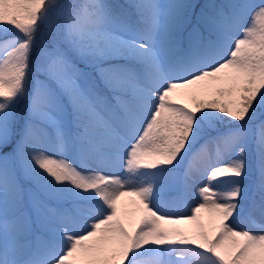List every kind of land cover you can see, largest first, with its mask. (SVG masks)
Segmentation results:
<instances>
[{
	"label": "snow or ice",
	"instance_id": "1",
	"mask_svg": "<svg viewBox=\"0 0 264 264\" xmlns=\"http://www.w3.org/2000/svg\"><path fill=\"white\" fill-rule=\"evenodd\" d=\"M261 117L264 0H0V264H264Z\"/></svg>",
	"mask_w": 264,
	"mask_h": 264
},
{
	"label": "rangeland",
	"instance_id": "2",
	"mask_svg": "<svg viewBox=\"0 0 264 264\" xmlns=\"http://www.w3.org/2000/svg\"><path fill=\"white\" fill-rule=\"evenodd\" d=\"M59 2L64 3L67 2V0H59ZM58 18L55 14H52L49 18V21L47 24H45L43 27L47 28V30L54 31V34L56 33L57 27H58ZM53 36V35H52ZM216 152V149L214 146L209 145L207 154H202L199 159H190V161H186L185 168L188 167L189 163L191 164L192 171L196 175V179L194 181H190L189 183L193 185V187L197 184L203 183V181L200 179V176L202 175L201 172V162L203 160L207 159V155L211 154L214 155ZM121 175H126L123 172V169H120L119 173ZM183 191V188H182ZM175 196V195H174ZM197 197L194 195L193 188H189L188 194L186 196H183L181 199L174 202V205L172 207H166L165 211H172V212H180V213H186L190 214L191 207L195 204ZM137 198L135 197H124L121 201V209L122 212L125 213V222L128 225H133L136 222L139 221L142 212L138 210L137 208ZM202 225L203 229L205 231L211 232L215 228V224L213 223V218L210 213L208 212H202L199 216L198 221L193 222L191 224H182L178 225L177 227H180L181 229H184L189 234H193L198 230V226ZM241 227H250L246 224L240 225ZM165 260L168 259V257H164ZM193 264H199L198 258H192Z\"/></svg>",
	"mask_w": 264,
	"mask_h": 264
},
{
	"label": "trees",
	"instance_id": "3",
	"mask_svg": "<svg viewBox=\"0 0 264 264\" xmlns=\"http://www.w3.org/2000/svg\"><path fill=\"white\" fill-rule=\"evenodd\" d=\"M44 27L42 26V28H41V36L43 38H45L46 40H51L52 39V35H55L54 31L53 30L52 31L47 30V28H44ZM261 118H264V117H261Z\"/></svg>",
	"mask_w": 264,
	"mask_h": 264
}]
</instances>
